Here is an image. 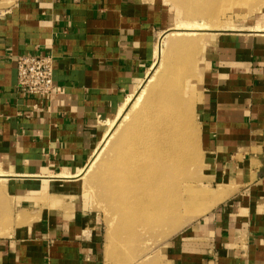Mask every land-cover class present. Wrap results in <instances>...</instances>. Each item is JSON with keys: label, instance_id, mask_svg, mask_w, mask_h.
I'll list each match as a JSON object with an SVG mask.
<instances>
[{"label": "crops", "instance_id": "1", "mask_svg": "<svg viewBox=\"0 0 264 264\" xmlns=\"http://www.w3.org/2000/svg\"><path fill=\"white\" fill-rule=\"evenodd\" d=\"M166 19L155 1L13 0L0 8V160L24 211L0 240V264H100L96 215L74 185L50 178L90 158L99 119L143 80ZM249 27L225 33L201 59L200 149L218 188L162 264H264V35ZM26 53L54 59L48 101L16 90L15 59Z\"/></svg>", "mask_w": 264, "mask_h": 264}, {"label": "rangeland", "instance_id": "2", "mask_svg": "<svg viewBox=\"0 0 264 264\" xmlns=\"http://www.w3.org/2000/svg\"><path fill=\"white\" fill-rule=\"evenodd\" d=\"M12 1L0 0V8L10 5ZM137 1L159 2L167 10L166 24L152 41L151 61L144 78L134 93L128 95L118 106L117 111L99 119L98 143L86 163L74 173L62 171L50 178L51 183L74 185L87 207L96 215L103 235L100 264H162V253L166 247L180 232L213 207V190L218 186L211 181L212 164L200 149L197 119L201 88L200 62L206 49L225 33L251 26L250 30L264 35V0ZM197 10H206L207 15L212 12L213 16L209 18L206 14L198 15ZM182 40L188 45L178 53L173 47L177 48ZM180 54L181 57L178 56ZM164 55L167 58L165 66L174 61L177 74L181 75L178 78L182 77V97L191 101L192 128L188 126L187 117H182V125L178 131L180 158L167 165L166 182L158 186L159 190L156 191L160 204L155 209L153 206L156 202L153 199L151 205L144 206V212L139 213L136 207L129 206L128 199L120 202L112 193H107L103 187L104 165L105 161L113 159L116 140L126 130L128 123H131L135 109L138 110L145 101L150 90L147 80L149 76H154V72L156 74L159 61ZM136 97L140 99L136 103L138 105L135 104ZM4 169V163L0 160V240L10 235L24 212L19 211L7 188V173Z\"/></svg>", "mask_w": 264, "mask_h": 264}, {"label": "bare ground", "instance_id": "3", "mask_svg": "<svg viewBox=\"0 0 264 264\" xmlns=\"http://www.w3.org/2000/svg\"><path fill=\"white\" fill-rule=\"evenodd\" d=\"M205 11L197 10V14L205 15ZM205 16L210 18L213 14L211 12ZM178 39L180 38L178 37ZM183 42V40L179 41L177 48H171L178 50L179 53L188 45ZM170 45L172 44L170 43ZM164 56L159 61L156 74L154 72L152 74L154 76H149L147 80V87L149 86L150 90L145 101L142 102L143 104L138 110L135 109L136 113H134L135 116L131 123H128L126 130L116 140L113 146V159L105 161L104 165L103 187L107 193H112L120 202L128 199L129 206L136 207L139 213L144 212V206L149 207L153 199L156 202L153 206L155 209L160 204L156 194V191L159 190L158 186L165 181V172L170 163L180 158L178 131L182 125V117H187L188 126L192 128L190 122L191 101L182 97L180 84L182 77L178 78L181 75L177 74L178 69H175L174 61L165 66L167 58L166 55ZM178 56L181 57V54ZM138 97H136L135 104L139 103L138 100L141 99ZM135 104L133 103L134 107ZM188 142L190 143V139Z\"/></svg>", "mask_w": 264, "mask_h": 264}, {"label": "built area", "instance_id": "4", "mask_svg": "<svg viewBox=\"0 0 264 264\" xmlns=\"http://www.w3.org/2000/svg\"><path fill=\"white\" fill-rule=\"evenodd\" d=\"M16 90L40 101H48L55 90L54 59L51 55L26 53L16 56Z\"/></svg>", "mask_w": 264, "mask_h": 264}]
</instances>
